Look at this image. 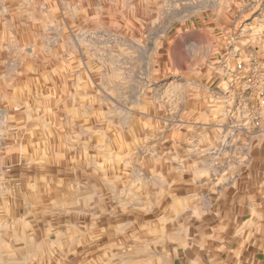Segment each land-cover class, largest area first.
<instances>
[{"label": "rangeland", "instance_id": "1", "mask_svg": "<svg viewBox=\"0 0 264 264\" xmlns=\"http://www.w3.org/2000/svg\"><path fill=\"white\" fill-rule=\"evenodd\" d=\"M264 0H0V264H264Z\"/></svg>", "mask_w": 264, "mask_h": 264}, {"label": "built area", "instance_id": "2", "mask_svg": "<svg viewBox=\"0 0 264 264\" xmlns=\"http://www.w3.org/2000/svg\"><path fill=\"white\" fill-rule=\"evenodd\" d=\"M263 83H264V80H263ZM259 103L260 105L264 106V92H260V95H259Z\"/></svg>", "mask_w": 264, "mask_h": 264}]
</instances>
